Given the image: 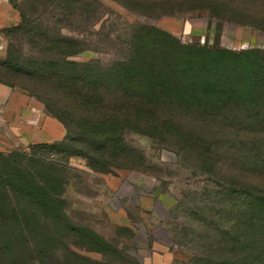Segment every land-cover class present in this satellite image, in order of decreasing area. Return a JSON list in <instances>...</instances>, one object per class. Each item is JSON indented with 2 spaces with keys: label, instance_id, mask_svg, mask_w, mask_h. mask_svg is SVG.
I'll return each instance as SVG.
<instances>
[{
  "label": "rangeland",
  "instance_id": "374dc122",
  "mask_svg": "<svg viewBox=\"0 0 264 264\" xmlns=\"http://www.w3.org/2000/svg\"><path fill=\"white\" fill-rule=\"evenodd\" d=\"M241 1L12 0L14 18L0 31V77L42 93L51 111L67 118L70 135L75 136L79 119L90 116L69 110L59 81L67 82L64 75L87 72L86 62L97 64L100 74L105 72L127 58L133 44L147 42L150 27L170 36L165 38L169 47L163 48L162 74L172 96L182 95L183 66L193 60V55L188 58L171 50L173 45L253 49L264 57V2ZM261 22L263 27L258 26ZM149 62L150 73L155 61ZM83 91L89 93L86 86ZM211 103L176 108V119L163 123L174 128L165 132L130 119L124 127L141 131L120 130L113 147L109 144L100 152L103 159L96 162L97 170L80 156L66 159L49 152L52 141L19 147L23 163L41 165L33 157L42 155L54 161L42 166L60 168L66 180V221L94 231L102 242H73V234L53 230L51 259L36 264H68L66 259L73 257L66 256L67 247L85 257L78 264H228L229 219L232 209L242 208L245 200L244 192L238 191L244 184L240 179L261 171L264 131L249 117V110H243L242 119L241 110L228 111V103ZM67 149L73 150L72 142ZM114 173L122 178L112 195L106 182ZM141 196L150 199V209L141 207Z\"/></svg>",
  "mask_w": 264,
  "mask_h": 264
},
{
  "label": "trees",
  "instance_id": "16d2710c",
  "mask_svg": "<svg viewBox=\"0 0 264 264\" xmlns=\"http://www.w3.org/2000/svg\"><path fill=\"white\" fill-rule=\"evenodd\" d=\"M247 1L253 4L264 2ZM261 24L263 22L258 26L263 27ZM155 29L150 27L147 30L148 41L133 44L131 51L127 52L128 57L119 59L105 72L100 74L96 70L97 64L86 62L83 65L87 67V72L64 75L67 82L59 81L61 86H58H64L62 99L66 100L69 110L76 115L90 116L79 119V132L75 136L70 135L72 130L68 129L67 118L61 113H53L42 93L34 87H24L8 78L1 76L0 79L41 99L48 111L64 124L65 135L52 141L49 152L66 156V159L72 155L80 156L93 170H97L96 162L103 159L100 152L109 144L113 147L120 130L141 131L137 127H124L123 124L129 125L130 119H135L153 124L155 129L163 132L173 130L174 127H167L163 123L176 119L178 107H205L211 102L215 106L228 103V111L239 109L241 117L243 110H249V117L255 118L264 131V57L253 49L231 51L217 46L198 45L188 48L173 45L171 50L175 48V52L188 55V58L193 55V60L183 66L182 95L172 96L163 83L167 78L162 74L163 70L164 73L166 71L162 62L165 53L163 48L169 47L165 38L170 39V36ZM136 32L141 36V30ZM158 35L164 37L161 42L155 40ZM75 51L70 49L69 52ZM149 61H155L150 72L152 74L146 71ZM85 86L89 93L83 91ZM103 93L107 103H103ZM195 100L197 105L194 104ZM118 117L123 118L122 122ZM69 142L73 143V150L67 149ZM63 145H66L65 148ZM21 153L24 151L19 148L0 150V187L8 183L0 191V261L6 264H36L38 260H50L49 241L53 230L73 234V242L80 243L83 240L100 245L101 238L94 231L66 221L68 216L63 194L66 180L60 174V168L42 166L45 163L54 164V161L43 155L32 156L43 163L40 165L35 161L30 165L18 157ZM14 163L16 166L11 167ZM258 163L261 168L259 174L240 179L244 184L238 191L244 192L245 200L242 208L232 209L229 219L228 264H264V159ZM32 167L37 169L32 170ZM230 190L233 193L237 189L230 187ZM10 200H16V204H10ZM43 223L48 225L46 229ZM240 251L242 255H239ZM70 255L73 258L66 259L68 264H78L77 260L85 258L78 250H68L67 247L66 256Z\"/></svg>",
  "mask_w": 264,
  "mask_h": 264
},
{
  "label": "crops",
  "instance_id": "0c3cea01",
  "mask_svg": "<svg viewBox=\"0 0 264 264\" xmlns=\"http://www.w3.org/2000/svg\"><path fill=\"white\" fill-rule=\"evenodd\" d=\"M15 11L12 0H0V31L13 20ZM65 133L64 124L48 111L41 99L0 79V150L17 149L33 141L58 140ZM114 175H109L106 182L112 195L117 191L122 178L117 173ZM141 198V207L150 209V199L146 196ZM144 202L148 205L144 206Z\"/></svg>",
  "mask_w": 264,
  "mask_h": 264
}]
</instances>
